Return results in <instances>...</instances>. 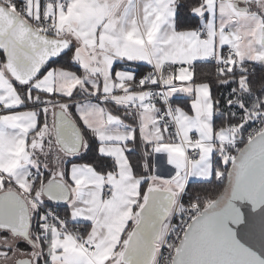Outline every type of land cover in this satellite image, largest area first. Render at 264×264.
I'll list each match as a JSON object with an SVG mask.
<instances>
[{
    "label": "snow or ice",
    "instance_id": "1",
    "mask_svg": "<svg viewBox=\"0 0 264 264\" xmlns=\"http://www.w3.org/2000/svg\"><path fill=\"white\" fill-rule=\"evenodd\" d=\"M0 264H264V0H0Z\"/></svg>",
    "mask_w": 264,
    "mask_h": 264
},
{
    "label": "trees",
    "instance_id": "2",
    "mask_svg": "<svg viewBox=\"0 0 264 264\" xmlns=\"http://www.w3.org/2000/svg\"><path fill=\"white\" fill-rule=\"evenodd\" d=\"M206 70H208V69H206V68H202V67H197L196 68V73H201V72H203V71H206Z\"/></svg>",
    "mask_w": 264,
    "mask_h": 264
}]
</instances>
